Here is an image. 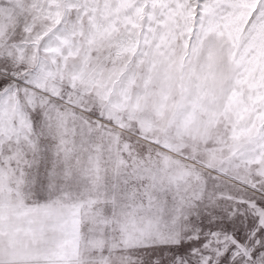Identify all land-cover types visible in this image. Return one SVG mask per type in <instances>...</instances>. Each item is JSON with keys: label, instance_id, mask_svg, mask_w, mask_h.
Wrapping results in <instances>:
<instances>
[{"label": "snow or ice", "instance_id": "6c2138e0", "mask_svg": "<svg viewBox=\"0 0 264 264\" xmlns=\"http://www.w3.org/2000/svg\"><path fill=\"white\" fill-rule=\"evenodd\" d=\"M0 264H264V0H0Z\"/></svg>", "mask_w": 264, "mask_h": 264}]
</instances>
